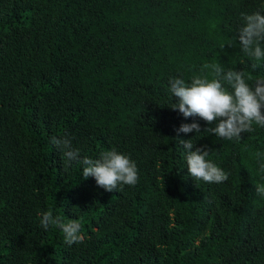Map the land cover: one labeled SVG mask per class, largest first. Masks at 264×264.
Masks as SVG:
<instances>
[{"label":"trees","instance_id":"obj_1","mask_svg":"<svg viewBox=\"0 0 264 264\" xmlns=\"http://www.w3.org/2000/svg\"><path fill=\"white\" fill-rule=\"evenodd\" d=\"M261 9L264 0H0V264H264V127L219 139L169 107V79L202 69L211 79L205 64L264 78V60L253 70L236 39L242 14ZM193 121L201 133L177 134ZM53 137L81 158L128 155L137 184L108 192L81 164L64 169ZM189 139L212 150L227 181L190 176ZM49 210L78 219L84 242L43 230Z\"/></svg>","mask_w":264,"mask_h":264},{"label":"clouds","instance_id":"obj_2","mask_svg":"<svg viewBox=\"0 0 264 264\" xmlns=\"http://www.w3.org/2000/svg\"><path fill=\"white\" fill-rule=\"evenodd\" d=\"M243 26L236 37L240 41L241 50L257 63L252 64L255 70L260 66L258 62L264 60V9L244 13ZM214 27V25H213ZM233 41L228 45L232 46ZM204 68L212 70V78L194 75L190 82L182 77L169 79L172 97L178 98L169 107L182 114L185 118L199 117L209 127L203 131L215 135L219 139L239 140L242 133H250L255 129L253 125L264 127V78H257L253 83L250 75L245 71L229 69L227 71L219 64H205ZM214 125V126H212ZM179 133H201V125L197 121L182 123L176 130ZM186 150L187 169L197 182L223 183L229 179L228 174L212 160L208 159L211 149L196 147L192 139L180 140ZM52 143L62 153L63 168L67 169L72 162L83 166L82 175L85 179L93 177L98 187L108 192L119 190L121 185L135 186L139 180L137 164L128 155L115 148L103 151L99 158H81L78 149L72 147L67 138H52ZM260 172L264 173V161L261 153H256ZM256 191L264 196V184H257ZM40 215V227L47 231L50 226L59 228L64 234L67 245L83 243L85 240L81 232L78 219L67 222L61 217L54 216L51 210Z\"/></svg>","mask_w":264,"mask_h":264}]
</instances>
